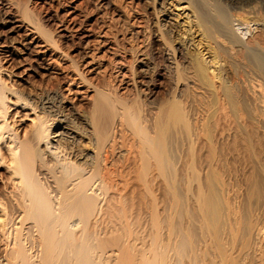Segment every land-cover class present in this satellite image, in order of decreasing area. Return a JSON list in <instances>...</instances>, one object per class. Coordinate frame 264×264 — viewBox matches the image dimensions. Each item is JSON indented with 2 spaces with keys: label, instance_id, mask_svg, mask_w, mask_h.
Returning a JSON list of instances; mask_svg holds the SVG:
<instances>
[{
  "label": "bare ground",
  "instance_id": "6f19581e",
  "mask_svg": "<svg viewBox=\"0 0 264 264\" xmlns=\"http://www.w3.org/2000/svg\"><path fill=\"white\" fill-rule=\"evenodd\" d=\"M145 2L151 6L155 16V34L165 42L163 41V51H160L162 67L157 68L147 57L138 58L135 78L139 79L142 89L137 88V94H141V101L145 102L154 78L159 74L165 76L169 94L165 102L167 113L162 110L164 106L161 105L157 107L158 114L143 117L140 108L136 112L132 111L126 104L111 100L101 90L95 91L90 114L75 111L62 101L54 104L53 98H47L45 102L41 100V111L36 112L32 99L26 100L12 92L0 79V166L5 167L9 174V197L12 204L11 210L0 206V264L102 263L104 252L101 253L102 244L99 240L102 234L101 224L113 218H122L124 222H128L125 221L128 207L123 206L121 191L134 187L130 183L132 178L122 176V165L119 163L123 152L120 140L126 133L131 135V141L134 139L138 144V151L135 149L137 153L135 152L131 165L133 170L130 166L131 173L136 176L133 181L137 179L147 188L148 175L156 176L160 178L164 194L168 189L167 194L170 193L169 197L171 196L168 212L166 204H163L159 213L155 208V199L151 200L149 197L153 194L148 189L151 195L147 194L146 188L140 184L146 193L145 197L148 196V200H151V203L148 202L151 205V208L148 206L151 209V227L159 235L160 225L162 224L163 230L165 223L169 227L168 234L175 238L168 247L157 246L156 236L154 243L157 244L151 240L155 245H152L153 250L150 245L152 251L148 250L152 252L150 255L153 259L149 258L153 260L152 264H166L168 252L178 255L179 259H188V253L194 252L193 264H246L251 257L259 258L261 263L264 261L262 246L260 250L254 249L256 239L263 229H259L251 220H246L249 214L253 216L251 213L254 209L251 213L250 210L248 214L244 213L248 216L245 217V224H240L241 215L234 209L236 206L231 207L229 200L225 199L229 192H226L223 179H220L217 171H208V175L204 176L206 179L203 177V184L196 177V191L192 194L188 191L193 200V209L192 206L191 209L188 207V195L182 194L179 189L183 183L178 187L175 177L176 154H179L184 143H188L191 151L192 142L198 138L197 127L190 125L184 109L182 110V96L188 89L207 95L213 105L224 104L222 107L226 106L230 117L237 119L242 109L255 122L264 124V14H259L258 0ZM234 14L238 17L254 14L256 17L257 32L249 39L246 38L245 43L241 40L248 31L239 32L240 29H235L238 25L234 24ZM241 84L248 93L247 97L242 94L246 99L241 96L244 92H241ZM8 92L15 97L16 106L19 105L33 115L30 129L23 137L6 121L9 107L6 99L10 95ZM133 102L136 105V101ZM191 102L194 105L196 103ZM117 104L122 108L119 109ZM169 126L174 132H171L172 135L169 134ZM137 146L135 145L136 148ZM3 155L7 158L6 162ZM195 173L197 174L196 171ZM196 181L193 180L194 183ZM188 187L185 189L190 190ZM258 217L261 218L259 215ZM186 219L189 224H185L188 226L184 228L178 222ZM259 219L255 221L257 224L261 221ZM181 231L186 235H181ZM237 235L246 239L247 247H254H245L246 253L241 250L244 253L238 252L233 256L235 240L241 241V237L236 238ZM153 238L154 236L151 237ZM97 249L101 251L95 254ZM124 253L120 255H125L128 259V255ZM121 256L117 258L116 264H121L123 260L124 264L132 263H128L129 259L126 262L125 256L124 259Z\"/></svg>",
  "mask_w": 264,
  "mask_h": 264
},
{
  "label": "rangeland",
  "instance_id": "374dc122",
  "mask_svg": "<svg viewBox=\"0 0 264 264\" xmlns=\"http://www.w3.org/2000/svg\"><path fill=\"white\" fill-rule=\"evenodd\" d=\"M258 2L259 14L262 13L263 15L264 0H258ZM234 15V24L238 25L235 29H240L239 32L248 31L246 36L241 38L242 43H245L246 38L249 39L257 32L255 30L257 27L256 17L254 14L241 15L240 18L236 14ZM154 17L151 6L145 0H0V79L5 87L12 92L21 95L26 100L32 99L35 103L36 112L41 111V100L45 102L47 98H53L54 104L62 101L75 111L90 114L96 95L95 91L101 90L100 92H105L111 100L126 104L132 108V111L136 112L140 108L143 111V117L149 118L153 114H158L157 111L161 105L164 106V108L161 107L162 110L167 113L165 102L169 94L166 90L165 76L162 77L159 74L154 78L151 92L145 102L141 101V94H137V90L142 89L139 79L135 78L138 60L147 57L148 61L150 60L149 62L156 65L157 68L163 65L160 51H163L164 40L155 34ZM242 84L240 85L241 92L243 90ZM244 90L246 91V89ZM245 91L241 93V96L242 94L248 96ZM184 94L182 96L184 99L182 110L184 109L190 125L198 129L196 134L198 138L196 137L197 139L195 138L196 140L192 142L191 151L188 143H184L181 152L179 151V154L175 156L177 160L176 182L179 184L178 187L183 183L179 189L182 194L188 195L189 202H187L188 205L190 204L188 207L191 209L192 206L193 209L194 206L191 194L196 191L195 187L198 185L196 177L201 178V180L198 178V181L203 184L206 179L204 176L208 175V171H217L220 179H223L226 192L230 193H227L228 197L231 196V198L225 196V199L229 200L228 203L231 207L236 206L233 208L238 215H241L239 216L240 224L243 225L246 220H251L259 229H263L257 237L258 241L256 239L255 247L253 245L247 247L246 239L242 236L239 238L237 235L236 238L241 239V241L235 240L233 256L238 252L244 253L243 251H245L246 253L247 249L251 247L260 250L262 246L261 249L264 250V124L255 122L249 116L250 119L247 116V111L244 110L246 114L242 109H240L237 119L230 117L226 106L222 107L224 104L215 103L216 105H213L209 102L210 98L207 95L203 96L198 91L193 92L192 89H188ZM244 97L242 96L243 99H246ZM196 99L201 100V103ZM6 100V104L9 106L6 121L12 125V129L17 131L19 136L23 137L30 129V120L33 115L19 105L16 106L14 104L15 97L11 94L7 95ZM133 101H136V105ZM191 101L197 104L194 105ZM119 104L117 105L120 109L122 106ZM164 112L163 114H166ZM195 124H199V126ZM169 128L170 126L168 127L169 134L172 135L174 132ZM131 139V135L126 133L120 140L122 141L121 149L123 152L119 161L120 166L122 165L120 171L123 175H121L126 179L132 178L130 183L134 187L133 189L128 187L121 191L123 206L128 207L126 209L128 212L127 219L125 220L128 222H124L122 218L120 220L113 218L110 221L105 220L101 224L102 234L99 240H101L102 246L100 248L102 251L99 249L95 251V254L100 251L101 253L104 252L101 264H116L118 262L116 260L120 258V253H124L123 251L128 255L129 261L124 255L125 261L127 260L128 263L131 261V264H152L151 261L153 260L151 259L153 257L150 255L152 252L148 250L151 248L153 250L154 244H157L154 243L156 237L157 246L166 245V247L170 246L174 238L168 234L169 227L168 225L165 226V223L163 228H166L167 231L161 229V224L159 235L156 234L153 226L151 227L152 222L149 217L151 210L149 203L151 202L149 201L152 198L155 199L154 204L156 201L157 205L155 208L159 213L162 211L163 204H166V211L168 212L171 196L169 197L170 193L167 194L169 191L167 185L166 195L164 194L160 178L156 177L155 174V177L148 175L147 188L143 186L141 181L137 179L133 181L136 176L131 173V168L133 170L131 165H133V157L138 151V144L133 141L134 139L132 141ZM3 159L6 162V156ZM125 173L129 176H126ZM9 179L5 167L0 166V206L6 207L7 210L12 208L9 197L11 191ZM140 184L144 189L146 188L145 192L148 189L153 194L154 197L148 191L146 192L151 195L149 196L151 200H148L147 195L145 197L146 193ZM187 187L191 189H185ZM188 191L191 193H189L190 195ZM149 205L150 208H148ZM256 208L260 214L255 211ZM252 211L253 213H251ZM248 212L253 216L249 214V217H246ZM242 218L244 220H241ZM257 219L261 220L258 224L255 222L258 221ZM181 222L178 223L187 228L188 225H185L189 224L187 219ZM238 233L241 235L240 232ZM181 235L185 236L186 234L181 231ZM153 236L154 238L151 239ZM150 245L151 248H149ZM194 255V252H189L187 256L191 257V260L185 259V257L179 259L178 255L168 252L166 253V264H193ZM124 256L121 257L124 259ZM149 258L151 259L149 260ZM256 258L251 257L246 264H258L259 261L260 264H264V261L261 263V260ZM122 263L124 264V260Z\"/></svg>",
  "mask_w": 264,
  "mask_h": 264
}]
</instances>
